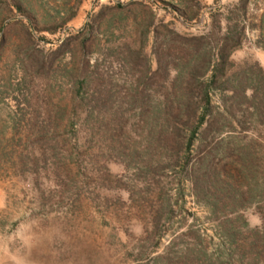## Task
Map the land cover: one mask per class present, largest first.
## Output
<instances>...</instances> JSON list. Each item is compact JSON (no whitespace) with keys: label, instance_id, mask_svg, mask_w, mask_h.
Masks as SVG:
<instances>
[{"label":"rangeland","instance_id":"obj_1","mask_svg":"<svg viewBox=\"0 0 264 264\" xmlns=\"http://www.w3.org/2000/svg\"><path fill=\"white\" fill-rule=\"evenodd\" d=\"M175 35H205L209 64L228 54L202 132L177 153L154 112L171 86L152 74L164 64L184 79L198 64ZM209 166L196 197L187 173ZM231 190L258 227L264 0H0V264H164L151 257L188 248L231 264L224 213L206 204Z\"/></svg>","mask_w":264,"mask_h":264},{"label":"trees","instance_id":"obj_2","mask_svg":"<svg viewBox=\"0 0 264 264\" xmlns=\"http://www.w3.org/2000/svg\"><path fill=\"white\" fill-rule=\"evenodd\" d=\"M116 6H119V4H116ZM175 36L191 43L192 47L189 48L192 52L190 53H196L195 55H198V64L193 65V67L189 69L190 71L184 79L179 73L169 77V73L164 64L157 65L156 69L152 71V74L157 75L159 79L163 81H169L171 86L170 90L163 95L165 101L154 107V112L156 117L162 119L165 126L164 130L168 129L169 137L164 135V139H166V141L170 140V147L177 153L179 150L189 151L194 137L202 132L203 129L197 130L199 124L206 120L205 115L209 114L211 110L208 84L214 82V78L217 72L222 70L223 62L227 59L228 54L225 52L223 45L221 48L217 49V62L209 64V53L205 51H202L201 54L199 53V48L205 40V35H192L189 37ZM209 65H211L207 79L209 82H203V75L208 70ZM183 81L188 84L186 83L187 86L180 88L177 84ZM192 83L194 84L193 86H191ZM197 88L199 89L200 104H195L193 102L194 94H196L195 90ZM169 97L174 98L176 100L175 103L169 102ZM191 120H195L196 124L194 126H189L187 129L188 133L183 137V127H181L180 124H187ZM158 128V131H161L160 129L163 127L160 126ZM186 160L187 159L184 161ZM198 161L200 163L202 157H199ZM188 172L187 177L190 180L191 189L195 196L199 197L198 195H200L202 190V181L208 178H214L216 170L214 167L209 166L203 173L196 171L194 168L189 169ZM206 204L211 207V212L216 215V218L219 216V213H224L222 214V218L218 217V219L220 218L218 222L220 223L219 229L226 243H228V246L231 248V264H236L232 262V256L236 258L237 264H264V217L261 215L262 220L258 227H247L245 220L241 218L239 212L246 207V203L235 195L234 190H231V199L229 201L217 200ZM225 210L231 212V216L228 217L224 212ZM153 225L154 227L157 226V220L154 219ZM246 237L251 238L248 240ZM198 250L199 249L188 248L183 251L181 257L156 254L151 257V260L155 263L156 261L165 259L164 264H199L197 260L201 258V256ZM216 256L215 260H208V264H224L223 261L219 259V255L217 254ZM244 259H246L247 262H245Z\"/></svg>","mask_w":264,"mask_h":264}]
</instances>
